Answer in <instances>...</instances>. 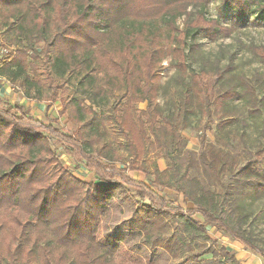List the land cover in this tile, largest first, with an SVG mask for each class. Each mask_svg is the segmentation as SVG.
Listing matches in <instances>:
<instances>
[{
	"label": "trees",
	"instance_id": "trees-1",
	"mask_svg": "<svg viewBox=\"0 0 264 264\" xmlns=\"http://www.w3.org/2000/svg\"><path fill=\"white\" fill-rule=\"evenodd\" d=\"M209 1L0 0V44L6 51L0 77L26 99L61 107L57 118L45 123L0 99V264H115L95 236L102 212L122 190L132 192L134 208L142 210L139 228L169 219L187 234L173 244L156 234L161 250L178 249L183 240L186 259L194 264H240L218 246L207 231L213 228L264 264L263 250L215 212V195L198 180L180 176L172 164L154 172L150 183L143 163L147 146L169 152L176 142L175 132L152 109L156 86L166 57L181 66L188 40L221 31L205 17ZM219 1L241 20L254 12L264 19V0ZM191 7L193 19L181 30L178 20ZM109 98L114 104L107 117L93 110L109 104ZM139 104L145 108L138 110ZM65 114L75 130L59 126ZM106 123L123 143L108 141ZM51 140L92 179L73 175ZM120 150L127 154L126 167L117 164ZM251 167L247 163L243 169ZM158 188L193 208L171 206ZM205 254L210 258L201 259Z\"/></svg>",
	"mask_w": 264,
	"mask_h": 264
},
{
	"label": "rangeland",
	"instance_id": "rangeland-1",
	"mask_svg": "<svg viewBox=\"0 0 264 264\" xmlns=\"http://www.w3.org/2000/svg\"><path fill=\"white\" fill-rule=\"evenodd\" d=\"M194 13L191 7L178 20L181 30L187 29ZM205 17L215 20L221 31L213 38L198 34L188 40L181 66L171 56L162 64L152 109L159 122L175 132L176 142L169 152L147 146L143 162L149 173L147 181H154V172L175 164L180 176L198 180L202 188L213 193L215 212L264 252V19L254 12L241 20L219 0L208 2ZM5 52L0 44V61ZM113 104L109 98V104L93 110L107 117ZM136 108L143 110L145 104ZM58 120L64 130H75L76 124L68 114ZM105 126L108 141L117 139L123 143L112 124ZM52 144L73 175L87 180L81 174L86 173L83 164L67 157L53 141ZM119 155L118 166L126 167L127 154L120 150ZM247 163L252 164L250 170L243 169ZM128 191L116 192L100 218L95 240L108 258L115 264H194L186 259L183 240L172 251H163L156 245V234L167 236L172 244L178 235L188 237L175 221L165 219L164 225L156 226L151 220L144 229L138 227V219L144 215L141 209L134 208L133 193ZM158 191L165 195L161 188ZM164 198L171 206L193 208L192 203L183 202L175 194ZM207 231L240 264H263L259 255L228 235L213 228ZM207 258L210 254L201 256Z\"/></svg>",
	"mask_w": 264,
	"mask_h": 264
},
{
	"label": "crops",
	"instance_id": "crops-1",
	"mask_svg": "<svg viewBox=\"0 0 264 264\" xmlns=\"http://www.w3.org/2000/svg\"><path fill=\"white\" fill-rule=\"evenodd\" d=\"M0 99L12 106L22 107L25 114L45 123H48V121L57 118V114L61 110L59 103H54L51 107L46 108L44 102H37L26 99L23 93L18 88L12 86L8 81H6V79L2 77L0 78ZM65 164L68 165V163ZM84 171L86 173L81 172L82 176H84L85 178L88 177L86 181H90L92 179L91 173H89L85 169V167ZM129 177L143 179L146 184L148 182H146V180L141 175H136L134 173H130ZM225 248L228 250L226 246Z\"/></svg>",
	"mask_w": 264,
	"mask_h": 264
},
{
	"label": "built area",
	"instance_id": "built-area-1",
	"mask_svg": "<svg viewBox=\"0 0 264 264\" xmlns=\"http://www.w3.org/2000/svg\"><path fill=\"white\" fill-rule=\"evenodd\" d=\"M0 67H1V62H0ZM1 78V77H0Z\"/></svg>",
	"mask_w": 264,
	"mask_h": 264
}]
</instances>
